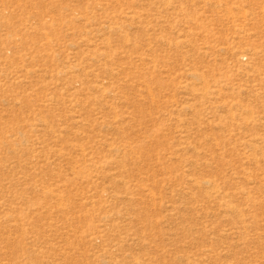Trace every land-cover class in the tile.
<instances>
[{
  "label": "rangeland",
  "instance_id": "obj_1",
  "mask_svg": "<svg viewBox=\"0 0 264 264\" xmlns=\"http://www.w3.org/2000/svg\"><path fill=\"white\" fill-rule=\"evenodd\" d=\"M0 264H264V0H0Z\"/></svg>",
  "mask_w": 264,
  "mask_h": 264
},
{
  "label": "bare ground",
  "instance_id": "obj_2",
  "mask_svg": "<svg viewBox=\"0 0 264 264\" xmlns=\"http://www.w3.org/2000/svg\"><path fill=\"white\" fill-rule=\"evenodd\" d=\"M210 183H211V182H210ZM210 183L208 182V184H207V185H208V186H211V184H210ZM205 184H206V183H205ZM212 187H214V186H212ZM212 187H211V188H212Z\"/></svg>",
  "mask_w": 264,
  "mask_h": 264
}]
</instances>
